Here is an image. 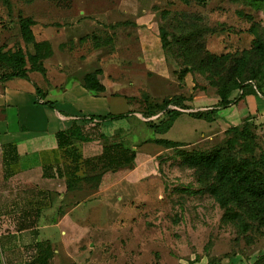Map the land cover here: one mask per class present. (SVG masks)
Masks as SVG:
<instances>
[{"label":"rangeland","instance_id":"1","mask_svg":"<svg viewBox=\"0 0 264 264\" xmlns=\"http://www.w3.org/2000/svg\"><path fill=\"white\" fill-rule=\"evenodd\" d=\"M25 16L37 20V39L51 42L43 54L44 64L50 65L45 80L63 76L55 65L60 60L78 68L80 61L102 67L104 82L126 93L108 98L115 114L141 109L147 94L150 100L163 93L172 95L176 78L188 73L197 85L199 81L229 87L236 80L245 86V95L264 94L258 90L264 92V77L251 76L264 68V52L256 48V42L264 39L262 1L0 0V44L6 49L21 44L33 50L20 33L19 21ZM92 34L95 40L92 36L81 40ZM109 36L112 42H104ZM145 42L153 50L162 49L163 62L168 64L159 77L144 69L147 62L141 57L149 53ZM106 73L118 82L110 81ZM158 88V94L151 95ZM76 116L94 115L80 112ZM143 117L116 118L111 127L126 131L130 143L153 140L159 135L149 121L155 119ZM196 121L197 117L186 115L164 134L184 142L183 146L139 145L149 161L140 157L132 165L109 170L107 187L82 183L77 198L92 197V191L103 189L95 202L113 209L107 212L98 205L92 216L85 212L67 217L60 251L52 252L46 242L50 258L40 260L42 264H194L197 258L208 261L209 257L230 260L229 264H264V223L260 219L264 203L246 200L222 205L213 186L217 178L187 162L182 153L220 151L239 159L264 160V117L249 123L252 143L235 149L228 148L226 132L196 134ZM260 167L264 171L263 163Z\"/></svg>","mask_w":264,"mask_h":264},{"label":"crops","instance_id":"2","mask_svg":"<svg viewBox=\"0 0 264 264\" xmlns=\"http://www.w3.org/2000/svg\"><path fill=\"white\" fill-rule=\"evenodd\" d=\"M91 36L93 34L88 38ZM149 42H145V51L149 53H144L141 61L147 62L144 69L159 77L164 68L167 70L168 64L163 62L162 49L153 50ZM55 65H59L64 74L53 77L51 81L45 80V73L40 71H30L29 79L0 78V264H31L32 260H35V264H42L40 260L50 258L44 248L46 242L51 244L52 252L60 251L59 242H64L62 234L67 217L80 216L85 212L92 216L98 205L107 212L113 209L104 202L96 204L103 189L92 191V197L80 199L77 198L78 193L82 192L78 188L80 184L73 188L68 186V180L72 178L95 174H103L100 185L109 186V174L106 172L114 168H102L95 164L107 145L121 142L124 147L136 149L138 156L135 163L140 157L145 162L151 159L147 158L146 152L139 150V145L158 144L156 138L130 143L126 131L119 132L121 129L117 131L116 127H111L116 118L98 117L96 122L93 120L87 124L86 129L92 128L104 136L89 141L75 139L72 144L61 146L59 132L71 128L75 123L83 124L84 119L77 114L85 112L106 116L116 112L113 105H108V98L110 100L116 94L124 96L126 93L120 88L111 89L104 82V70L99 76L107 86L105 91L85 88V74L98 67L84 65V61L79 63L81 68L68 66L64 60L56 61ZM49 67L46 61V68ZM161 77L164 79L166 76ZM109 80L118 82L116 76L109 77ZM176 80L178 84L172 90V95L163 93L161 98L155 100L176 94L188 96L184 100L188 107H179L185 112L176 122L190 115V112H204V117L195 122L198 126L194 130L196 134L223 133L232 126H241L264 117V94L251 92L245 95V92L236 90L230 96V103L223 104L217 87L199 81L197 85L190 75L181 79L177 77ZM191 82L197 85L193 90L190 88ZM37 85L44 90V97L39 95ZM45 86L47 88L44 89ZM159 90L150 93L157 95ZM164 90L161 89V92ZM48 101L54 102L55 106L48 104ZM141 109L126 114L136 115L142 120L144 115ZM96 123L99 125L94 128ZM194 262L221 264L210 263L209 259L203 258Z\"/></svg>","mask_w":264,"mask_h":264},{"label":"trees","instance_id":"3","mask_svg":"<svg viewBox=\"0 0 264 264\" xmlns=\"http://www.w3.org/2000/svg\"><path fill=\"white\" fill-rule=\"evenodd\" d=\"M262 1L264 0H255ZM37 24V20L33 16H25L19 21L20 33L22 39L26 44H31L33 51L25 49L21 44L17 45L15 49H6L5 46L0 44V78L10 79L13 77H30V71H40L42 73L46 72V65L44 64V56L47 50L51 48V42L48 40H38L36 33L34 31V25ZM162 30V36H163ZM89 36H83L87 39ZM97 36L93 34L95 40ZM100 42V39L97 38ZM112 42V37L109 36L108 40L104 42ZM99 45V44H98ZM102 45H100L101 47ZM256 48L260 52H264V39H259L256 42ZM48 55L52 53V51ZM103 72L102 67H98L92 71H89L84 76V86L87 89L103 92L106 90V84L100 79V73ZM189 74V73H188ZM186 74L185 76H187ZM184 76V77H185ZM252 77H264V68L262 66L259 72L256 74H251ZM250 77V74H249ZM183 78V77H182ZM192 83V82H191ZM240 82H233L231 86L227 87L224 84L209 83L218 88L219 94L222 98L223 104L230 103V96L233 90L244 89L243 83L239 85ZM193 84V83H192ZM194 85V84H193ZM197 85L195 84L191 90L195 89ZM259 87V86H258ZM260 88V87H259ZM37 90L40 96L44 97V90L37 85ZM262 92L261 89H258ZM188 96L182 94H176L171 97H165L162 100H150V96L147 94L145 96V105L142 107L141 112L146 118H152L149 121L150 125L155 129L157 134L155 141L158 144L165 145L167 147H179L183 146L185 143L179 140H172L166 136L165 133L172 129L174 122L185 112L181 108H187L188 105L184 103ZM48 104L55 106L54 102L48 101ZM170 105H175L177 108L170 107ZM170 107V108H169ZM162 112V113H161ZM191 115L201 118L204 117V112H190ZM126 113H110L106 116H91V120H84L82 125L75 123L71 128L61 131L58 134L59 142L61 146H67L74 142L75 139L89 141L93 139H98L104 136L103 133H98L92 128L87 130L86 125L92 123L95 118H120L127 116ZM94 121L96 122V120ZM147 119V120H148ZM252 122V121H251ZM244 126H232L226 130L228 134L227 145L229 149H235L239 144H251L252 137L249 130V123ZM99 124L96 123L94 128ZM93 127V126H92ZM244 127V128H243ZM186 161L194 165L205 168L209 174H213L217 178L214 185L219 200L222 205H228L232 202L241 203L243 201L249 200L259 204L264 203V171L260 167V164L264 160L255 161L249 159H239L235 154L228 152H213L205 153L203 151H183L182 152ZM138 152L134 148H127L123 146V143H114L107 145L104 153L100 156L96 163L100 167L109 168H121L123 166L132 165L137 159ZM87 165L86 160H84ZM92 161H90L91 163ZM85 165V166H86ZM103 179V174H95L92 176H85L82 178H72L68 180V186L70 188L78 187L82 183H92L96 182V186H100ZM82 188V187H78ZM261 221L264 223V214L260 216ZM196 260H199L197 258ZM193 260L192 263H194ZM210 263H221L229 264L230 260L222 261L220 259L213 260L209 257Z\"/></svg>","mask_w":264,"mask_h":264},{"label":"built area","instance_id":"4","mask_svg":"<svg viewBox=\"0 0 264 264\" xmlns=\"http://www.w3.org/2000/svg\"><path fill=\"white\" fill-rule=\"evenodd\" d=\"M240 91H241L242 93L244 92L243 89H241ZM152 118H155V117H152ZM82 119H84V120H86V119L91 120V116H88V117L85 116V117H82ZM94 119H95V118H94ZM94 119H93V120H94ZM93 120H92V121H93ZM95 120H96V119H95ZM83 162H84V160H83ZM83 166L85 167V165H83Z\"/></svg>","mask_w":264,"mask_h":264},{"label":"water","instance_id":"5","mask_svg":"<svg viewBox=\"0 0 264 264\" xmlns=\"http://www.w3.org/2000/svg\"><path fill=\"white\" fill-rule=\"evenodd\" d=\"M151 119H153V118H149V120H151Z\"/></svg>","mask_w":264,"mask_h":264}]
</instances>
